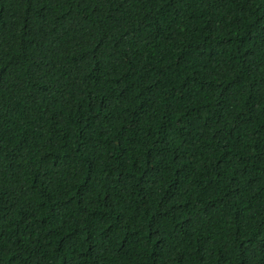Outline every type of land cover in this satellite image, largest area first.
<instances>
[{
  "label": "trees",
  "instance_id": "trees-1",
  "mask_svg": "<svg viewBox=\"0 0 264 264\" xmlns=\"http://www.w3.org/2000/svg\"><path fill=\"white\" fill-rule=\"evenodd\" d=\"M0 264H264V0H0Z\"/></svg>",
  "mask_w": 264,
  "mask_h": 264
}]
</instances>
